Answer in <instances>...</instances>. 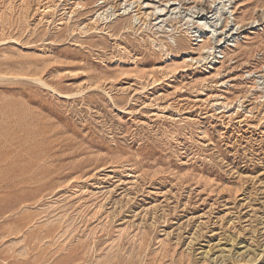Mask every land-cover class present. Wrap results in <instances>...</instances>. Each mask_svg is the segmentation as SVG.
<instances>
[{"label":"rangeland","instance_id":"rangeland-1","mask_svg":"<svg viewBox=\"0 0 264 264\" xmlns=\"http://www.w3.org/2000/svg\"><path fill=\"white\" fill-rule=\"evenodd\" d=\"M165 1L0 0V264H264V0Z\"/></svg>","mask_w":264,"mask_h":264},{"label":"bare ground","instance_id":"bare-ground-1","mask_svg":"<svg viewBox=\"0 0 264 264\" xmlns=\"http://www.w3.org/2000/svg\"><path fill=\"white\" fill-rule=\"evenodd\" d=\"M110 1L111 0H102V2H101V4H104V6H106V5H108V4H110ZM117 1H121V2H124V4H126V7H129V6H131L132 4H135V3H133V1L132 0H117ZM147 1H151V2H153L154 0H147ZM230 0H167V1H165L164 3H161L158 7H156V9H158V11L157 12H149V13H147V12H144L143 13V17L146 19L147 17H149V21H154V22H156V21H159V19L162 17H166L167 15H168V13H169V11H170V8L172 7V6H176L177 8H179L180 10H179V12H178V14H184V13H186V12H189V18L191 19V22L193 21V20H195L196 22H193V24H196V23H198L197 21H201V22H199L200 24V26H201V28L199 29V30H201V32H204V33H209V30H206V25H210V27H213V26H215V25H217V23L216 22H218L221 18H223L224 20L223 21H225L226 23H227V20H228V18H226V16H227V14L228 13H230L231 14V16L233 15L232 14V11H231V9L233 10L234 8L232 7V6H234L235 4H236V2L238 1V0H233V4H232V6H231V3H229V5H228V3L227 2H229ZM115 2V1H114ZM113 2V3H114ZM136 2V1H135ZM139 1H137V3H138ZM142 2V1H141ZM118 3V2H117ZM238 3V2H237ZM141 4V3H140ZM117 5V4H116ZM121 4H120V2H119V4L117 5V6H114V7H117L118 9V11L121 9V8H119V6H120ZM138 5V4H137ZM137 5H135L134 6V9L137 7ZM110 6V5H109ZM112 6V5H111ZM133 6V5H132ZM103 7V6H102ZM141 6L139 5V8H140ZM124 11H126V10H124ZM141 12V11H140ZM142 13V12H141ZM263 13V12H262ZM127 15H129L128 13H127ZM187 15H185V17H186ZM185 17H178V18H174V19H166V21H167V23H166V25H169V24H173V26L175 25V26H177V25H181L184 21H185ZM242 19V18H241ZM127 20V19H126ZM125 20V21H126ZM129 20V19H128ZM236 20V19H235ZM144 21V20H143ZM202 21H204V23H202ZM163 21H160V23H162ZM232 22H233V24H234V26H237V31L235 32V34H234V32H233V34H231V35H243L244 36V34H246V33H250L249 31L251 30V29H254L255 27H257V25H255V26H253L254 25V22L253 23H245V25H241V24H239V22L238 23H236L235 21H234V18H232ZM245 22V21H244ZM243 22V23H244ZM252 22V21H251ZM127 27L128 28H132V27H135V24L134 23H130V22H128L127 21ZM139 23H140V20H139ZM188 23H189V21L188 22H186L185 24H183V26L184 25H188ZM241 23V22H240ZM114 24V23H113ZM112 23L108 26V28H112L111 30H113V31H115V28L116 27H114V25H113ZM144 24V23H143ZM225 24V23H224ZM239 24V25H238ZM246 24H248V25H246ZM179 25V26H180ZM177 27V29L178 28H180V27ZM228 26V25H227ZM226 26V27H227ZM222 27V26H221ZM220 27V28H221ZM225 27V26H224ZM126 27H124V28H121V29H125ZM117 29V28H116ZM197 29V28H196ZM216 30V29H215ZM185 31H187V30H185ZM156 32V34L157 33H159V32H162V33H164V35H166V33H167V31H164V29L162 28L161 30H157V31H155ZM154 33V32H153ZM182 38V37H181ZM218 38V37H217ZM217 38H215L214 39V35H208V36H205V37H201V35L195 40V41H197L198 43H200L199 45L198 44H196V45H198V49H197V53H195V54H197V58H194V57H191V56H187L188 58H186V59H184L182 62H184V63H200V62H202L203 60L204 61H206L207 59H208V57L210 56L209 55V53H210V50L212 49V48H214V47H221V45H220V40L218 41L217 40ZM213 40H215V42H214V46L212 47V45L210 46V43L213 41ZM217 40V41H216ZM167 43V42H166ZM175 47H173V46H171V45H169V43H168V45H166L167 47H166V50H168V51H172V50H176V51H181L182 50V48L180 47L181 45H180V39H176L175 40ZM195 47V48H196ZM226 52V51H225ZM224 52V53H225ZM227 52H229V51H227ZM231 52H233V51H231ZM174 53V52H173ZM193 53V54H194ZM222 53V52H221ZM223 53V54H224ZM234 53V52H233ZM242 53V52H241ZM208 54V56L206 57V55ZM227 54V53H226ZM230 54V53H229ZM185 56V55H184ZM225 56V55H224ZM226 56H228V55H226ZM185 58V57H184ZM225 58V57H224ZM212 59H215V57L213 56V58ZM228 59H230V58H227V60ZM171 61V60H170ZM193 61H195V62H193ZM172 62V61H171ZM224 62V61H223ZM223 62H220L221 64L223 63ZM205 63V62H204ZM213 63H219V62H216V61H214ZM183 64V63H182ZM201 64V63H200ZM207 64H210V61L209 62H207ZM175 65V64H174ZM190 66H192L191 64H189ZM210 66V65H209ZM231 69V68H230ZM216 71V70H215ZM219 72V71H218ZM218 72L216 73L217 75H218ZM247 72V71H246ZM175 74V73H174ZM173 74V75H174ZM215 74V73H214ZM215 74V75H216ZM230 74V73H229ZM247 74H248V72H247ZM253 74V73H252ZM174 77V76H173ZM219 77V76H218ZM242 78V77H241ZM251 78V77H250ZM231 81V80H230ZM249 82V81H248ZM221 85V84H220ZM245 86V85H244ZM237 87V86H236ZM241 87V86H240ZM239 89V88H238ZM233 90H235V89H233ZM250 90V89H249ZM253 90V89H252ZM230 91V90H229ZM245 91H247V90H245ZM225 92H228L227 90L225 91ZM232 92V91H231ZM230 92V93H231ZM243 92H244V90H243ZM224 93V92H223ZM229 93V92H228ZM221 96V95H220ZM241 96V95H240ZM225 97V96H224ZM243 97H245V96H243ZM258 97V96H257ZM221 98V97H220ZM222 98H223V96H222ZM221 98V99H222ZM237 98H239L238 96H237ZM259 98V97H258ZM261 98V97H260ZM224 99V98H223ZM222 99V100H223ZM240 99V98H239ZM241 100V99H240ZM226 101V100H225ZM239 103V102H238ZM224 104H225V102H224ZM264 106V105H263ZM225 107V106H224ZM226 108V107H225ZM250 110V109H249Z\"/></svg>","mask_w":264,"mask_h":264}]
</instances>
